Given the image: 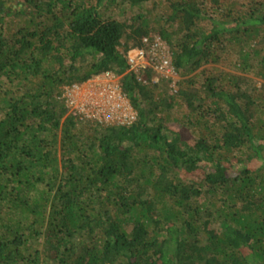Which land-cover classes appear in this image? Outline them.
<instances>
[{
    "label": "trees",
    "instance_id": "obj_1",
    "mask_svg": "<svg viewBox=\"0 0 264 264\" xmlns=\"http://www.w3.org/2000/svg\"><path fill=\"white\" fill-rule=\"evenodd\" d=\"M104 71L133 122L66 107ZM0 264H264V0H0Z\"/></svg>",
    "mask_w": 264,
    "mask_h": 264
},
{
    "label": "built area",
    "instance_id": "obj_2",
    "mask_svg": "<svg viewBox=\"0 0 264 264\" xmlns=\"http://www.w3.org/2000/svg\"><path fill=\"white\" fill-rule=\"evenodd\" d=\"M125 59L127 64L125 73L132 72L136 79L142 81H146L147 76L150 75V82L153 84L162 78H171V85L176 90L178 73L172 63L168 45L159 35L142 37L141 45L130 50L125 55ZM116 77H118L117 82ZM91 78L93 85L84 94L87 97L86 101L80 102L75 99V92L79 84L62 87L61 97L64 98L68 110L80 117L98 120L103 124L133 122L136 113L133 119H128L130 116L123 118L124 111H128V109L124 103V98L127 96L121 89L120 76L114 75L110 71H104ZM102 78H107V80L103 81ZM96 86L98 89L95 88ZM129 105H131L130 102Z\"/></svg>",
    "mask_w": 264,
    "mask_h": 264
},
{
    "label": "rangeland",
    "instance_id": "obj_3",
    "mask_svg": "<svg viewBox=\"0 0 264 264\" xmlns=\"http://www.w3.org/2000/svg\"><path fill=\"white\" fill-rule=\"evenodd\" d=\"M228 68V67H227ZM232 70V69H231ZM103 79V81H106L107 80V78H102ZM101 79V80H102ZM116 79V82H117V79H118V77H116L115 78ZM177 79V81H179L180 80V77H179V75H178V77L176 78ZM93 85V82H92V78L91 79H89V80H87V81H85V82H83V83H81V84H79L78 85V89L76 90V92H75V99L77 100V101H86V96H84V94H86V91H88V89H90L91 87L90 86H92ZM94 88V87H93ZM95 88H97L98 89V87L96 86ZM174 88V87H173ZM176 89H177V87H175ZM124 103L127 105V109H128V111H124V115L123 114H121V115H123V118L124 117H129L130 116V118H128V119H133V117L135 116V111L132 109V107H131V105H129V99L128 98H124ZM100 109V108H99ZM131 116H132V118H131Z\"/></svg>",
    "mask_w": 264,
    "mask_h": 264
}]
</instances>
